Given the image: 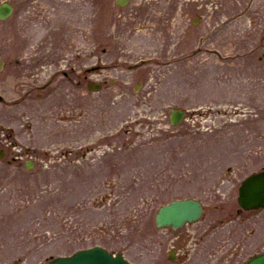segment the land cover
I'll return each mask as SVG.
<instances>
[{"label": "rangeland", "instance_id": "rangeland-1", "mask_svg": "<svg viewBox=\"0 0 264 264\" xmlns=\"http://www.w3.org/2000/svg\"><path fill=\"white\" fill-rule=\"evenodd\" d=\"M3 1L16 11L0 21V94L10 102L0 103V264H47L94 245L172 264L165 246L176 235L154 216L190 197L206 208L194 229L214 236L184 264H223L224 249L214 259L209 250L229 232L243 249L228 247L225 264L264 251V210L240 223L237 203L241 181L264 169V0ZM51 6L58 13L45 17ZM56 27L75 43L60 68L71 80L52 66L38 86L57 80L28 96L15 60ZM93 43L104 68L88 80L100 92L77 84L96 64ZM173 108L186 111L178 126Z\"/></svg>", "mask_w": 264, "mask_h": 264}, {"label": "water", "instance_id": "water-1", "mask_svg": "<svg viewBox=\"0 0 264 264\" xmlns=\"http://www.w3.org/2000/svg\"><path fill=\"white\" fill-rule=\"evenodd\" d=\"M12 11V8L4 4L0 8V17H7ZM177 115V112L174 113ZM177 120L181 118V114L175 117ZM175 119V120H176ZM240 203L246 207H258L264 205V173L254 175L247 179L241 188ZM201 209L200 206L193 202L172 203L161 210L157 215L158 224H173L180 225L184 220H192L198 217ZM50 264H128L122 256L113 258L101 248L80 251L71 258H58ZM247 264H264V254L251 259Z\"/></svg>", "mask_w": 264, "mask_h": 264}, {"label": "flooded vegetation", "instance_id": "flooded-vegetation-1", "mask_svg": "<svg viewBox=\"0 0 264 264\" xmlns=\"http://www.w3.org/2000/svg\"><path fill=\"white\" fill-rule=\"evenodd\" d=\"M63 48L61 43H56L52 47L49 48H38L32 55H29V57L25 60L22 58H19L17 60V64L20 67V69L23 70H29L32 74L30 75L33 79L39 78L42 70L46 69L47 67H51V58L52 53H54L55 56H58L62 53ZM60 63L64 61L63 58H59ZM26 63H29L30 66H26ZM39 80V79H38ZM45 88H47V86ZM179 246H182V243L178 241Z\"/></svg>", "mask_w": 264, "mask_h": 264}]
</instances>
